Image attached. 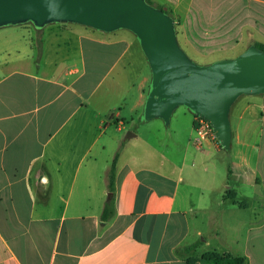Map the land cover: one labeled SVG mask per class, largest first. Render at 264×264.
Segmentation results:
<instances>
[{"label":"crops","instance_id":"0c3cea01","mask_svg":"<svg viewBox=\"0 0 264 264\" xmlns=\"http://www.w3.org/2000/svg\"><path fill=\"white\" fill-rule=\"evenodd\" d=\"M159 2L197 55L264 43V0ZM147 67L127 29L0 27V264H188L180 248L196 240V253L207 248L200 256L264 264V101L231 106L228 156L214 139L193 144V115L195 151L185 141L174 159L138 132L117 135L141 115ZM114 135L117 148L101 161Z\"/></svg>","mask_w":264,"mask_h":264},{"label":"water","instance_id":"95a60500","mask_svg":"<svg viewBox=\"0 0 264 264\" xmlns=\"http://www.w3.org/2000/svg\"><path fill=\"white\" fill-rule=\"evenodd\" d=\"M27 22L36 29L76 23L103 32L129 30L151 72L141 120L168 125L184 106L211 125L224 150L231 147L233 103L243 94L264 93V50L252 44L234 57L198 64L181 47L172 15L146 0H0V27Z\"/></svg>","mask_w":264,"mask_h":264},{"label":"rangeland","instance_id":"374dc122","mask_svg":"<svg viewBox=\"0 0 264 264\" xmlns=\"http://www.w3.org/2000/svg\"><path fill=\"white\" fill-rule=\"evenodd\" d=\"M150 1L153 5H159L157 3H160L159 0H150ZM180 44H181V47L189 55V57L198 64H207V63H211L218 59L234 57L245 49V46L239 44L238 46L231 47V48H225V49L219 48L209 53L208 55L200 56V55H197V53H195L190 47L184 46V44L181 41H180ZM147 73H151L149 65L147 67ZM248 98H258V100L259 98H261L264 101V93L259 94V95L243 94L239 96L234 102L232 114L237 111V109L239 108L238 106L245 104L248 101ZM258 115L259 117H262L261 120L260 119L257 120L256 123L261 127L260 151L261 153L264 154V108L261 110V114L259 113ZM192 117H193V114L186 107L178 106L173 111L168 125H165L163 120L159 118H154L149 121H143V120L138 119L136 122H133V123L127 122L125 124V127L121 131H119L117 135H119L120 138L125 139L127 134H129V132L133 134L138 132L139 136L150 138L153 141L152 144L156 145L157 149L160 152L167 151L169 152L170 156L175 159V157H177L178 154L182 153L184 150V147L182 146L183 142H184V145H186L187 143L188 150L190 152L195 151L194 147L187 142V138H186L188 126L192 120ZM110 140L113 145V150L109 148L106 152H104L103 158L102 157L100 158L101 161H104V158H108V157L109 159H111L113 151L117 148L116 136L115 135L111 136ZM214 140H216V138H214ZM222 152L223 154H225V156H228L229 154L227 153L229 152V150L222 149ZM223 183L224 182H222V180H219V185L221 184L223 185ZM255 209H256V206L251 208V210H255ZM220 214L222 213H220L218 210L217 216H219ZM221 227H222L221 223H218L216 225V228L218 229H221ZM208 231L209 229L205 227L204 235H206ZM198 243H199V240H196V242H193L188 246H184L183 248H180V251L182 252L185 258H187L188 260L198 259L200 257L198 253L203 252L205 251V249H207L206 247L201 246L198 248L197 253H196L194 249Z\"/></svg>","mask_w":264,"mask_h":264},{"label":"trees","instance_id":"16d2710c","mask_svg":"<svg viewBox=\"0 0 264 264\" xmlns=\"http://www.w3.org/2000/svg\"><path fill=\"white\" fill-rule=\"evenodd\" d=\"M148 3H151L150 0H146ZM152 4V3H151ZM157 7L163 8L159 5ZM165 9V8H164ZM167 13L171 15V13L165 9ZM177 23L175 22V27ZM36 44L40 45V40H37ZM257 47L264 50V43L255 42L254 43ZM194 115V114H193ZM196 117V115H194ZM139 120L141 118L139 117ZM217 140V139H216ZM220 146V145H219ZM221 148V146H220ZM117 154L114 155L113 159L111 160L109 167H108V189L110 192L114 191V171H115V164H116ZM114 210L111 204V201L107 202L102 210L100 218L102 221L107 222L113 216ZM201 261V264H245L246 259L243 256H221L217 253H206L202 254L198 259L195 260H186L188 264H192L194 261Z\"/></svg>","mask_w":264,"mask_h":264},{"label":"built area","instance_id":"2783aa9c","mask_svg":"<svg viewBox=\"0 0 264 264\" xmlns=\"http://www.w3.org/2000/svg\"><path fill=\"white\" fill-rule=\"evenodd\" d=\"M194 132L192 142L196 146L201 145L206 140L215 138L211 125L199 116L195 117Z\"/></svg>","mask_w":264,"mask_h":264}]
</instances>
